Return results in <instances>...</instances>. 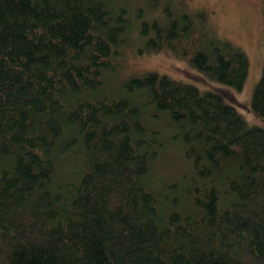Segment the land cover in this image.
<instances>
[{
    "label": "trees",
    "instance_id": "trees-1",
    "mask_svg": "<svg viewBox=\"0 0 264 264\" xmlns=\"http://www.w3.org/2000/svg\"><path fill=\"white\" fill-rule=\"evenodd\" d=\"M172 5L144 20L113 0H0V264H264V129L225 89L106 83L137 33L243 87L247 55ZM250 107L264 118V59ZM166 147L188 170L163 182Z\"/></svg>",
    "mask_w": 264,
    "mask_h": 264
},
{
    "label": "rangeland",
    "instance_id": "rangeland-1",
    "mask_svg": "<svg viewBox=\"0 0 264 264\" xmlns=\"http://www.w3.org/2000/svg\"><path fill=\"white\" fill-rule=\"evenodd\" d=\"M118 5H125L131 18L136 19V9L143 11L140 19L149 18L151 10L146 0H113ZM174 6L182 2L189 14L200 15L204 20L203 28L207 33L220 40H225L239 47L248 57L249 70L241 89L223 85L207 79L190 62L173 56L170 52L160 51L155 54L144 52V41L139 34H134L116 60V71L107 80L109 89L118 92L123 82L139 77L147 72L165 74L173 79L190 83L199 89H225L228 96L224 102L233 106L248 126L264 129V118L256 115L250 107L254 87L261 75L264 59V0H168ZM159 6L151 12L157 16L164 0H157ZM172 5V6H173ZM136 14V15H135ZM206 35V34H205ZM141 52V53H140ZM175 147V146H174ZM169 148H173V145ZM187 163L177 149L165 148L154 167V172L163 182L178 178L188 169Z\"/></svg>",
    "mask_w": 264,
    "mask_h": 264
}]
</instances>
